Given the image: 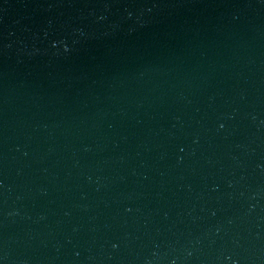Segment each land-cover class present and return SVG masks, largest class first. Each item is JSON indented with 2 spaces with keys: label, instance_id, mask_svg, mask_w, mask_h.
Segmentation results:
<instances>
[{
  "label": "water",
  "instance_id": "95a60500",
  "mask_svg": "<svg viewBox=\"0 0 264 264\" xmlns=\"http://www.w3.org/2000/svg\"><path fill=\"white\" fill-rule=\"evenodd\" d=\"M0 264H264V0H0Z\"/></svg>",
  "mask_w": 264,
  "mask_h": 264
}]
</instances>
